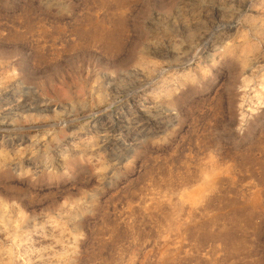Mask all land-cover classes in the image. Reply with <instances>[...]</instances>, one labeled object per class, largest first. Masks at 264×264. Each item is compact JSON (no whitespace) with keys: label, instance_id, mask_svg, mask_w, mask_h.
Returning <instances> with one entry per match:
<instances>
[{"label":"clouds","instance_id":"9594fccd","mask_svg":"<svg viewBox=\"0 0 264 264\" xmlns=\"http://www.w3.org/2000/svg\"><path fill=\"white\" fill-rule=\"evenodd\" d=\"M0 264H264V0H0Z\"/></svg>","mask_w":264,"mask_h":264},{"label":"rangeland","instance_id":"374dc122","mask_svg":"<svg viewBox=\"0 0 264 264\" xmlns=\"http://www.w3.org/2000/svg\"><path fill=\"white\" fill-rule=\"evenodd\" d=\"M207 195H208L207 191L200 190L191 194V200L194 204H198L201 203L206 198Z\"/></svg>","mask_w":264,"mask_h":264}]
</instances>
